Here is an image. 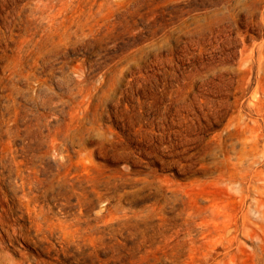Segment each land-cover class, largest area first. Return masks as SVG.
Instances as JSON below:
<instances>
[{
    "label": "rangeland",
    "instance_id": "374dc122",
    "mask_svg": "<svg viewBox=\"0 0 264 264\" xmlns=\"http://www.w3.org/2000/svg\"><path fill=\"white\" fill-rule=\"evenodd\" d=\"M47 1L46 11L37 9L41 0L0 5L1 29L9 32L0 48L11 58L0 61L11 63L0 76L23 69L19 76L44 78L17 86L46 98L21 97L43 111V135L32 143L17 137L8 158L40 165L50 214L47 226L31 231L43 238L36 244L19 228H28V218L15 219L5 199L0 260L264 264V161L241 181L253 152L242 132L226 128L264 81L257 63L253 74L241 63L243 48L264 40V0ZM18 34L31 44L26 65Z\"/></svg>",
    "mask_w": 264,
    "mask_h": 264
},
{
    "label": "bare ground",
    "instance_id": "6f19581e",
    "mask_svg": "<svg viewBox=\"0 0 264 264\" xmlns=\"http://www.w3.org/2000/svg\"><path fill=\"white\" fill-rule=\"evenodd\" d=\"M4 2H5V0H0V5L5 7ZM48 3H49L48 1L45 2V0H41V2L38 3V5H37V9L41 10V11H46ZM81 10H82V8H81ZM31 14H33V13H31ZM262 14L264 17V12ZM76 15H79V14H76ZM1 21H0V43L8 42L9 32L7 30L1 29V23H2ZM88 21H89V19H88ZM64 22H66V21H64ZM70 24H68V25H70ZM74 24H75V22H74ZM64 29H65V27H64ZM62 32H64V31L62 30ZM66 32H67V30H66ZM262 32H264V31H262ZM64 34H66V33H64ZM57 35H59V34H57ZM84 35H85V33H84ZM22 36L23 35H20V34L17 35V37H19V38ZM67 36H69V35H67ZM80 37H82V36H80ZM70 38L72 39V37H70ZM65 39H66V37H65ZM14 40H16V39H14ZM11 41H13V39ZM71 41L72 40H70L69 42H71ZM31 43H33V42H31ZM57 43H58V41H57ZM61 44H63V42ZM67 44H68V42H67ZM25 45H29L28 38L27 37L26 38L25 37L20 38L19 42H18L17 50H16L17 54L20 57L19 59H21V62H19L20 65H21V63L23 65V62H24V64L26 63L25 62L26 56H25L24 60H22L24 57V54H27L25 52H27L26 50L28 47L26 48ZM56 45L58 46V44L55 43V46ZM69 45L70 44H68V46ZM72 46H74V45H72ZM5 47L0 48V61L1 60L4 61V59H6V60L11 59L10 56L7 55ZM44 47H45V45H44ZM39 54H40V51L38 52L37 55H39ZM43 58L45 59V57H43ZM38 59H39V56H38ZM31 62H33V61H31ZM241 63L243 65L244 71L249 72L250 74H253L254 64L257 63L258 64L257 76H264V74H263L264 73V40H263V42L259 43L258 47H253L252 49L251 48L249 49V47L243 48ZM1 64H0V70L3 69V72L7 67L9 68V66H11L10 65L11 63H9V64L7 63L8 64L7 66H5L6 64L4 65V62L2 65ZM30 66H31L32 70L35 69L34 68L35 66L33 64H31ZM36 67H37V65H36ZM21 68H22V66H21ZM77 68L79 69V67H77ZM27 70H29V69H27ZM21 74H24L23 69L20 71V73L16 71L15 76H4V75L0 76V83H3L5 86L7 85V92L0 95V130L2 131V132L0 131V146H1L0 147V165L2 166V169H0V205L4 204V200L7 199V202L11 206V209L14 211H17V213H18V215L15 219L24 220V219L28 218V221H29L28 228H25L24 226L19 227L20 230L22 231L21 233L24 235V237L34 240V242L36 244H38V243L40 244L42 242L43 238L39 237L37 234H32L31 231L33 229L41 231L43 229V227L47 226L49 223L45 203H42L43 193H41V190H42V187L44 185V179L41 176L42 175V169H41L40 165H38L34 161L26 160L24 158H18L15 154L11 155L10 159H9L8 153L10 151L13 152V150H12L13 149V141L17 137L26 138L29 140V143H32L36 140L37 137H40L41 135H43V124H42V118H41L43 111L39 108L26 106L22 102L21 97L26 96L29 100H31V102H36V103L41 102V104H42V102H44L46 100L45 95H41L39 93H31L30 95H25L23 89L21 88L22 85H21V87L17 86L18 81L24 79L27 81V85L29 86L31 79L34 77L37 81H40L41 84L45 80H44V78L40 79L37 76H19ZM79 74L81 75V73H79ZM50 78H52V77H50ZM230 80H229V82H230ZM250 81H251V79H247L246 83H250ZM48 83H49V81H48ZM35 84L37 85L38 83H35ZM39 85H37V86H39ZM5 86H2V87H4V89H5ZM2 87H1V89H2ZM25 91H26V89H25ZM237 101H239V99H237ZM227 102H228V100H227ZM229 102H231V100ZM229 106H231V105H229ZM237 106H238V104H237ZM242 107H243V105L240 104V108L238 109V112H236L234 115L231 116V118L229 119L227 126H226L228 132H230L231 134H234L236 132H242L244 135V143H246L249 147H251L252 152H253V156L249 159V164L246 166V171H244L246 173H242L243 175H241V181L245 180L250 173H253L254 175L256 174V172L249 171V169L251 168L253 163H257L260 160L264 161V150H263V153L260 154V146L262 145L264 148V81H262V79L260 77L258 78V85L256 86L255 92L253 93V100H251L247 104L248 110L246 112H244V109ZM254 114H257L258 116H255ZM57 140H59V136L57 133H55V134H53V142H52L54 147H57ZM241 141H242V139H241ZM225 142H226V140H225ZM241 143H243V142H241ZM235 149H236V146H235ZM258 156H260L261 159H259ZM257 174H259V173H257ZM254 175H250V176L253 177ZM251 179H253V178H251ZM252 185H253L254 189H256V188L258 189L260 187V185H258L255 182L252 183ZM9 194L12 195L15 206L10 201V198L8 196ZM80 213H83V212H80ZM20 230L18 231V227L14 228L13 234L15 235L14 236L15 239H17L18 235L20 234ZM68 231L66 233H69ZM45 236H47V235H45ZM73 236H75V234ZM68 238H69V236H68ZM1 259L2 260H0V264H5V262H4L5 259H3V256L1 257Z\"/></svg>",
    "mask_w": 264,
    "mask_h": 264
}]
</instances>
